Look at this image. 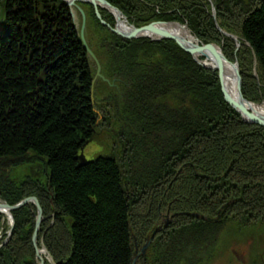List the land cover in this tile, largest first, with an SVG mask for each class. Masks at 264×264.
Instances as JSON below:
<instances>
[{
  "label": "trees",
  "instance_id": "16d2710c",
  "mask_svg": "<svg viewBox=\"0 0 264 264\" xmlns=\"http://www.w3.org/2000/svg\"><path fill=\"white\" fill-rule=\"evenodd\" d=\"M107 1L139 27L183 18L201 41L222 38L200 0H179V15L162 14L173 0ZM217 1L219 26L241 37L246 50L240 51L248 50L264 79V0ZM58 2L6 0L7 20L0 24V164L19 166L34 154L50 170L53 204L37 194L44 215L55 211L72 223L69 231L61 219L50 226V218L49 228L43 227L46 233L40 234L46 245L53 244L50 253L56 264H151L148 253L137 254L147 236L154 235L149 249L157 245L162 256L171 252L173 257L177 236L207 245L215 234L209 215L226 211L227 218L238 213L237 207L243 215L246 208L264 213V129L244 122L224 101L216 73L198 65L174 42L121 38L101 25L94 12L99 31L116 41L104 47L112 49L107 52L108 74L120 80L121 91L101 102L110 107L109 119L104 116L102 123L112 126L114 145L120 149L77 166V150L95 135L98 117L91 65L69 15L52 13ZM104 18L113 24L111 15ZM226 56L233 59L230 53ZM239 62L244 68L245 62ZM240 72L245 93L251 73ZM24 180L39 183L31 176ZM8 181L1 179L0 184ZM239 191L241 202L225 207ZM17 199L22 197L13 202ZM167 210L170 221H177L169 237L159 230ZM12 214V248H0V264H36L32 232L23 231L21 223L26 218L30 225L35 208L26 205ZM3 225L0 216V228ZM177 256L181 261L184 255Z\"/></svg>",
  "mask_w": 264,
  "mask_h": 264
},
{
  "label": "rangeland",
  "instance_id": "374dc122",
  "mask_svg": "<svg viewBox=\"0 0 264 264\" xmlns=\"http://www.w3.org/2000/svg\"><path fill=\"white\" fill-rule=\"evenodd\" d=\"M52 1L53 2L56 1L57 3L59 0H52ZM200 1L203 4L202 5L203 7L200 6V8L203 9V11L204 10L205 12L209 11L210 13H212V11L217 12L216 10V4L218 3L217 0H200ZM248 1L250 0H237L238 4L247 3ZM172 2L173 3L169 5L166 11L164 8H162V10L164 9L165 14L179 15L178 11L179 8L182 7L181 6L182 3L179 2V0L178 1L173 0ZM89 4L90 3L75 1L74 4L69 5L67 7L68 9H66L65 5H61L58 2L57 7L56 8L52 7L51 9V11L53 10L52 13L54 12L56 16L62 15L65 12L69 15V17L72 20V24L74 26L73 27L74 33L78 37V41L85 50V46L81 38L83 37L87 48L91 51L94 58V59L91 58L88 55V52L85 50L87 59L91 65V73L93 76L92 101L94 103L96 116L98 117L97 118L98 125H97V131L93 136V138L91 139V141H88L81 148L79 147L77 150L75 159L77 161L78 167L90 163L91 161L96 159L98 155L108 156L114 151L120 149L119 147H115L114 145V138L112 137V132L110 130L112 126H110V124L108 123L107 124L102 123L104 116L109 114V112L106 113V110L110 109V107L108 106L109 104L108 105L106 104V102H101L102 101L101 98L104 97L111 98L113 97V94L115 92L121 91L119 88V85H121L120 80H116L117 78H114L112 75L108 74L110 64H109V58L107 52H110L108 50H112V49L104 47V46L108 47L110 46L111 42L115 43L116 41H113L111 39L112 37L108 33L105 32L103 33L101 30H100L101 32L99 31L98 25H95V22L93 20L92 13L94 12V9ZM5 6H6V0L4 3L3 0H0V20H4V22L5 20H7V13H8V9L4 10ZM146 7L149 8L148 5H146ZM157 7L161 8L159 7V5ZM185 7L186 9L188 7H191L190 3H188L187 6ZM62 9L64 11H61ZM71 10L76 15V22H74L75 19L73 18ZM146 11L149 12L148 9H146ZM161 13L162 12L160 11L159 14ZM110 14H112L110 11L108 12L106 11L102 15L104 17H108ZM43 15L46 20H49L50 14H47L46 12ZM198 18L200 17L196 15V20ZM104 20H109V19L104 18ZM112 20H114L112 25L110 24L109 21L107 22L105 21L108 28H113V25L117 24L114 18ZM212 20L215 23L213 26H215V28L220 32L222 28L219 26V21L221 19H218V15H216L213 17ZM156 21L164 22L161 19H158ZM129 23L133 25L131 22ZM174 23H177L178 26L188 25L185 19L184 20L179 19L177 21H174ZM188 32L195 39L198 45L212 46L217 52H220L227 61L238 65L240 71L244 70L246 71V73L249 74L251 73V76L248 78L249 83L248 81H246L247 87L250 88L245 89V93H243L241 87L242 95L245 101L249 104V108L251 105L254 107L264 108V79L262 76L258 75L260 73L259 69H257L258 65L255 59L249 57V53L247 52L248 50L246 51V53L244 51H243L244 53L241 52L242 50L245 49L241 45L242 39L237 35L235 36L234 34H232L229 37L228 32H225L224 34L221 32L222 38L219 37V41L216 40L217 37L210 36L206 40L207 42H205V41H201L190 31ZM99 38L101 39L100 42L98 41ZM228 42L229 44L232 45L234 44V45L232 47L230 46L226 47V43ZM181 50L183 51V49ZM115 52L118 53V50H116ZM227 53H230L233 56V59L232 58L229 59L230 56L229 57L226 56ZM197 57H198L197 60H199L200 62H204L205 64H208L210 62L209 60H205L204 56H197ZM239 59L240 61L243 60L245 62V65L243 66L244 68L240 66ZM228 70L230 71L229 68ZM229 71L228 73L230 75L228 76L230 77L232 76V73ZM215 73L218 78V73L216 70ZM252 79H255L254 82H252ZM246 83L245 81L243 83L245 84V88H246ZM218 85L222 93V86L220 79H218ZM259 114L264 116L263 113L259 112ZM238 115L241 117L240 114ZM108 117L109 116H106L107 121L109 119ZM243 121L245 122V120ZM251 125H256L264 129V126L257 123H251ZM130 132H128V134H130ZM115 142L117 141L115 140ZM27 156H28L27 159L28 161L26 160L27 163L20 164L19 166L13 165L11 162H7V163L3 162L0 164V180L9 179L8 183L0 184V216H3V222L5 224L3 225V228H0V248L5 247L7 245H9V247L12 248L10 244V240L14 235V229H15V220L12 212L23 209L24 207H26V205H31L34 206L36 211L35 219L28 221L30 224L28 226H27L26 218H24L21 221V223L23 224V231H27L26 233L32 232L30 235V239L35 253V259L33 258L32 261L35 262L36 264H56L52 254L50 253V248L53 247V244L46 245L44 236L40 234L46 233V230L49 228L46 222L49 221L50 218L52 220L50 222V226H52L57 219H61L64 223V226H66L67 230L69 231H70L69 223L71 226L72 223L66 216L65 217L61 216L60 218L58 213H56L55 211H51L48 213V209H47V213L49 217L48 215L47 216L44 215L42 201L40 200L37 194L41 192L42 196L48 199L49 203L53 204L55 200L54 190L52 189V186L48 184V177L50 170L47 169V165L44 164V161H40L36 155L33 154V157H35V159H33L32 154ZM27 176H31L34 179H37L39 181L38 185H31L30 182L26 183L24 179H26ZM221 184L222 186H224L223 183ZM29 188H33V189H29ZM4 191L6 192V194L2 195ZM33 192H35V194H33ZM240 193L242 194L241 191L232 194L230 196L231 201H228L224 206L228 207L232 204L241 202L239 196ZM17 196L20 198L22 197V199L21 200L17 199L16 202H13V200L16 199ZM30 198L36 199V202L33 201H28L27 203L23 202L24 200ZM13 207H18V208L14 209ZM50 209L54 210V206L50 205ZM236 209L238 213L234 212L227 218L226 216L228 213H226V211H221V212L219 211L214 213L213 215H209V217L211 218L210 220L211 223H215V234H213L211 238L208 235V238L210 239L206 241V243L207 242L208 243L205 246L202 244L200 246H197L199 245L200 242L193 243L191 241L192 242L191 244L189 240L180 238L181 236L179 237L177 236L173 241L175 242L173 246L175 245L177 246V248L172 249L174 254L173 257H171L170 255L172 254L171 252H169L168 255L165 257V255L162 256L160 254L161 250L158 249L160 248L159 246L154 245V250L149 249V246L151 245V242L154 238V235L152 234L153 236L151 235L147 236L146 242L143 244L141 251H139L137 254L139 257L140 256L145 257L146 253H148L147 260H149L151 264H188L187 262H182L183 259L184 260L191 259L192 260L191 264H199V260L203 262L201 264H264V216H263L264 213L260 214L259 211L256 209L251 210L249 208H246L247 215H243L241 211V207H237ZM168 212H169L168 210L163 211L162 219H161L162 224L160 225L161 227L159 228V230H164V233L169 237L172 233H174L175 230L173 229L175 226L172 224L177 223V221H172V220L170 221V214ZM223 212H225V215L223 214ZM199 213H194V215L199 217L200 215ZM46 226L48 228L44 229L43 227ZM41 228L43 230H41ZM21 236L18 237L19 240ZM211 240L214 242H212ZM18 245L19 244L17 243L15 247L16 246L18 247ZM151 254L154 255L152 259H150ZM177 254L184 255L181 261L180 258L177 256ZM138 256L136 260L139 258ZM20 263L23 264L24 260H21ZM28 264H32V262L28 261Z\"/></svg>",
  "mask_w": 264,
  "mask_h": 264
},
{
  "label": "water",
  "instance_id": "95a60500",
  "mask_svg": "<svg viewBox=\"0 0 264 264\" xmlns=\"http://www.w3.org/2000/svg\"><path fill=\"white\" fill-rule=\"evenodd\" d=\"M66 4L72 5L74 4L75 1H80L84 3H90L96 10L95 14L98 20H100L101 24L107 27L106 22L101 18V15L97 8L99 6L107 9L111 13H116V22L117 24L115 25L114 28H110L112 32L124 37V38H151V36H157L151 40H160V39H168V40H173L176 42V44L186 51L187 53L191 54L194 58L195 61H197V56H204L207 60H210L212 62V69H215L218 71V77L221 82L222 86V94L224 97V100L231 106L233 107L245 120L246 122L249 123H257L262 126H264V116L260 115L259 113H256L253 111L251 108H249V104L245 101L242 92H241V85H242V80L241 76L239 74L238 66L233 65L230 62H228L225 57L220 53L217 52L212 46H200L197 44L196 41H188L186 38L181 37L177 35L175 32L172 30L168 29L166 27L167 24L163 22H153L150 23L142 28H136L134 26L128 27L131 28L128 31L124 30L123 28L120 27V24L118 22L123 18L125 20V17L122 15V12L117 9L116 7L112 6L109 4L106 0H64ZM73 18L75 19L74 22H76V15L73 13L71 10ZM85 46V50L88 52V55L93 58V55L91 51L87 48L85 41L83 37H81ZM94 59V58H93ZM198 62V61H197ZM199 63V62H198ZM230 69V71L228 70ZM229 72L232 73V77L234 79L235 83V90L236 94L235 96H230L226 89L224 88V79L226 76L230 75ZM28 201H33L36 202V199L30 198L26 199L23 202L27 203ZM22 205V204H21ZM8 208V207H5ZM18 208V207H13ZM12 208V209H13ZM145 249V248H144ZM144 252V250H143Z\"/></svg>",
  "mask_w": 264,
  "mask_h": 264
},
{
  "label": "bare ground",
  "instance_id": "6f19581e",
  "mask_svg": "<svg viewBox=\"0 0 264 264\" xmlns=\"http://www.w3.org/2000/svg\"><path fill=\"white\" fill-rule=\"evenodd\" d=\"M256 10H258V9H256ZM113 15L116 16V13L114 12ZM118 24H120V27L123 28L125 31L126 30L128 31L129 29H131V28H128V25L123 20H120L118 22ZM169 29L172 30L173 32H175L177 35L186 38L188 41H192V39H193V37L188 32L187 27H185V26L172 25V26L169 27ZM231 35L232 34H230L229 37ZM234 35L236 36V34H234ZM238 37H240V36H238ZM209 63L211 64V62H209ZM224 88L226 89V91L228 92V94L230 96H233V97L235 96V94H236L235 83H234V79H233L232 76H230V77L226 76V78L224 79ZM250 108L253 111H255L256 113L260 112V113L264 114V108H262V107H254V106L251 105ZM99 156L104 157V155H98L97 157H99Z\"/></svg>",
  "mask_w": 264,
  "mask_h": 264
}]
</instances>
